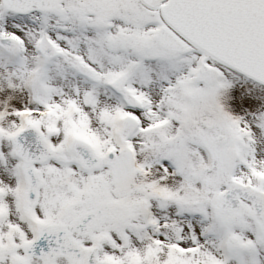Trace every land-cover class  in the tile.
<instances>
[{
  "label": "snow or ice",
  "instance_id": "obj_1",
  "mask_svg": "<svg viewBox=\"0 0 264 264\" xmlns=\"http://www.w3.org/2000/svg\"><path fill=\"white\" fill-rule=\"evenodd\" d=\"M264 0H0V264H264Z\"/></svg>",
  "mask_w": 264,
  "mask_h": 264
},
{
  "label": "bare ground",
  "instance_id": "obj_2",
  "mask_svg": "<svg viewBox=\"0 0 264 264\" xmlns=\"http://www.w3.org/2000/svg\"><path fill=\"white\" fill-rule=\"evenodd\" d=\"M242 77L243 84L235 86L236 82H233V87L229 89L222 97V101L228 104L231 108L238 109L236 106V98L241 94L250 96L252 102L261 110H264V86H259L249 78ZM264 144V141H262ZM262 146V145H261ZM264 154V152H262Z\"/></svg>",
  "mask_w": 264,
  "mask_h": 264
},
{
  "label": "rangeland",
  "instance_id": "obj_3",
  "mask_svg": "<svg viewBox=\"0 0 264 264\" xmlns=\"http://www.w3.org/2000/svg\"><path fill=\"white\" fill-rule=\"evenodd\" d=\"M242 77H238V78H233L232 80V83L233 82H236V85L235 86H240L243 84V81H242ZM223 97V96H222ZM221 103L223 104V106L225 107L226 111H228L230 114H232L233 116H244L245 115V112L243 110H241L240 108L238 109H235V108H231L228 104H226L224 101H222V98H221ZM262 145V146H261ZM261 145L260 147L261 148H264V144L261 142ZM259 155L264 158V154L261 152L259 153Z\"/></svg>",
  "mask_w": 264,
  "mask_h": 264
}]
</instances>
